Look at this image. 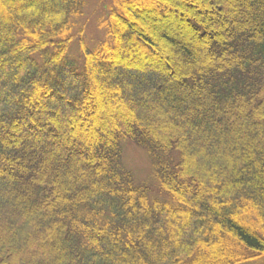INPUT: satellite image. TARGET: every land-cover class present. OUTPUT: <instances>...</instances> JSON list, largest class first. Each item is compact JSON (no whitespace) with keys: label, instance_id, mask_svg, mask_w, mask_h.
<instances>
[{"label":"trees","instance_id":"16d2710c","mask_svg":"<svg viewBox=\"0 0 264 264\" xmlns=\"http://www.w3.org/2000/svg\"><path fill=\"white\" fill-rule=\"evenodd\" d=\"M89 4L0 0V264H264V0Z\"/></svg>","mask_w":264,"mask_h":264},{"label":"rangeland","instance_id":"374dc122","mask_svg":"<svg viewBox=\"0 0 264 264\" xmlns=\"http://www.w3.org/2000/svg\"><path fill=\"white\" fill-rule=\"evenodd\" d=\"M89 2V8L87 9L86 17L84 18V33L82 37L89 46H93L94 40L99 39L102 35V31L99 29L97 22L95 23V15L103 12V6L109 4L111 0H89ZM152 17H154V15H152ZM153 20L155 21V19ZM155 25L157 27H160L159 30L161 31H166L169 28L170 30L176 32L179 36H184L185 39H187L190 43H195V38L192 36V34L185 28L183 23L180 20L175 19L174 16H170V18L165 19L164 22H156ZM139 28L150 30L152 27L150 23L145 21L140 24ZM76 47L77 46L74 45L73 49H76ZM130 58L131 55H128L127 59ZM116 77H125V74L120 71L116 74ZM137 86V84H134L135 88ZM108 89V86H106V88L104 89V93L110 95ZM123 105H125V108ZM116 109H125L127 112L135 110L134 106L128 104L127 99L124 98L122 102L114 103V105H112L110 108L101 107V113L104 116L108 117L111 122H114L115 120H117V117L115 115ZM123 161L127 167L131 168L134 171L137 180L149 181L154 188V191L157 192V183L155 182L154 178H152V163L145 149L132 142L125 143ZM0 202L4 205L8 204V202H5V200H2ZM224 249L226 250L227 247L224 246Z\"/></svg>","mask_w":264,"mask_h":264}]
</instances>
